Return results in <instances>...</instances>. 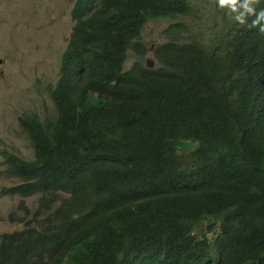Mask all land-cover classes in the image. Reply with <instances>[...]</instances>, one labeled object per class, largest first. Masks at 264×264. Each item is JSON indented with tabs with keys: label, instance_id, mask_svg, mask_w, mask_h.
I'll return each mask as SVG.
<instances>
[{
	"label": "trees",
	"instance_id": "obj_1",
	"mask_svg": "<svg viewBox=\"0 0 264 264\" xmlns=\"http://www.w3.org/2000/svg\"><path fill=\"white\" fill-rule=\"evenodd\" d=\"M214 2L216 38L125 70L146 23L190 1L77 0L54 115L20 117L31 159L1 153V194L38 198L0 264H264V33Z\"/></svg>",
	"mask_w": 264,
	"mask_h": 264
},
{
	"label": "rangeland",
	"instance_id": "obj_2",
	"mask_svg": "<svg viewBox=\"0 0 264 264\" xmlns=\"http://www.w3.org/2000/svg\"><path fill=\"white\" fill-rule=\"evenodd\" d=\"M193 11L176 18L150 19L142 37L147 53L139 57L129 50L125 70L136 60L157 66L156 46L173 37L185 41L201 34L205 41L216 38L214 0H189ZM76 0H0V168H4L2 151L31 159L32 148L20 122L26 111L42 117L54 115L49 89L58 79L62 53L73 31L71 17ZM182 22L186 29L169 30ZM8 182L0 179V234L21 229L28 218L19 208L22 201L34 210L37 196L9 197L1 194Z\"/></svg>",
	"mask_w": 264,
	"mask_h": 264
},
{
	"label": "clouds",
	"instance_id": "obj_3",
	"mask_svg": "<svg viewBox=\"0 0 264 264\" xmlns=\"http://www.w3.org/2000/svg\"><path fill=\"white\" fill-rule=\"evenodd\" d=\"M216 3L219 8L225 10V14L235 23L248 28H257L261 33H264V8L257 11L260 0H216ZM249 17H252L250 22Z\"/></svg>",
	"mask_w": 264,
	"mask_h": 264
}]
</instances>
